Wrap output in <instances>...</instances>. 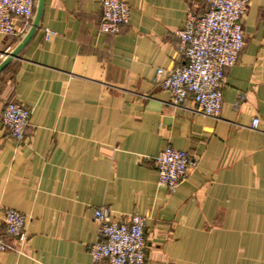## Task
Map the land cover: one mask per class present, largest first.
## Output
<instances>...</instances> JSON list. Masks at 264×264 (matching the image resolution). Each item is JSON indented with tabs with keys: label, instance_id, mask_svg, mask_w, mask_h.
I'll return each instance as SVG.
<instances>
[{
	"label": "crops",
	"instance_id": "crops-1",
	"mask_svg": "<svg viewBox=\"0 0 264 264\" xmlns=\"http://www.w3.org/2000/svg\"><path fill=\"white\" fill-rule=\"evenodd\" d=\"M125 1L129 24L108 36L101 0H46L0 77V231L3 209L29 218L23 253L0 264H95L102 207L145 217L146 264H264V0L249 2L215 118L191 97L174 105L157 81L186 63L176 32L207 0ZM19 41L0 35V62ZM10 101L31 112L23 142L1 120ZM168 146L197 160L174 193L155 164Z\"/></svg>",
	"mask_w": 264,
	"mask_h": 264
},
{
	"label": "built area",
	"instance_id": "built-area-1",
	"mask_svg": "<svg viewBox=\"0 0 264 264\" xmlns=\"http://www.w3.org/2000/svg\"><path fill=\"white\" fill-rule=\"evenodd\" d=\"M250 0H207L206 11L187 14L183 29L176 32L186 59L183 66L160 69L157 81L181 106L191 97L195 110L218 117L223 106L227 70L235 66L246 44L244 22ZM100 31L108 36L121 33L130 21V6L125 0H101ZM36 0H0V35L21 39L32 24ZM243 96L237 102L240 105ZM30 110L22 103L8 102L1 120L12 137L23 142L30 126ZM259 119L252 127L256 129ZM159 185L174 193L192 174L197 160L188 152L168 146L155 157ZM0 253L22 254L18 244L27 241V215L13 209L1 210ZM100 240L91 246L95 264H146L144 216L133 212L120 219L107 207L95 211Z\"/></svg>",
	"mask_w": 264,
	"mask_h": 264
},
{
	"label": "water",
	"instance_id": "water-1",
	"mask_svg": "<svg viewBox=\"0 0 264 264\" xmlns=\"http://www.w3.org/2000/svg\"><path fill=\"white\" fill-rule=\"evenodd\" d=\"M46 0H36L35 13L32 18V24L27 32L21 37L16 47L5 55V58L0 62V76L1 74L17 59L25 47L33 40L37 34L42 18L45 12Z\"/></svg>",
	"mask_w": 264,
	"mask_h": 264
},
{
	"label": "trees",
	"instance_id": "trees-1",
	"mask_svg": "<svg viewBox=\"0 0 264 264\" xmlns=\"http://www.w3.org/2000/svg\"><path fill=\"white\" fill-rule=\"evenodd\" d=\"M34 13H35V11H34ZM7 69H8V68H7ZM7 69H6V70H7ZM6 70H5L1 75H3V74L6 72ZM0 77H1V76H0Z\"/></svg>",
	"mask_w": 264,
	"mask_h": 264
}]
</instances>
